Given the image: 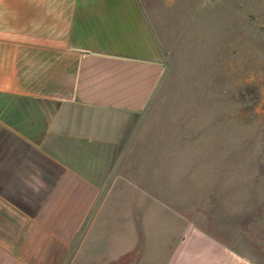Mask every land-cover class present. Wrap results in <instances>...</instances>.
<instances>
[{"label": "crops", "instance_id": "0c3cea01", "mask_svg": "<svg viewBox=\"0 0 264 264\" xmlns=\"http://www.w3.org/2000/svg\"><path fill=\"white\" fill-rule=\"evenodd\" d=\"M165 72L141 0H0V264H256L134 155Z\"/></svg>", "mask_w": 264, "mask_h": 264}, {"label": "rangeland", "instance_id": "374dc122", "mask_svg": "<svg viewBox=\"0 0 264 264\" xmlns=\"http://www.w3.org/2000/svg\"><path fill=\"white\" fill-rule=\"evenodd\" d=\"M141 1L166 53L151 109L164 134L134 155L199 240L264 264V0Z\"/></svg>", "mask_w": 264, "mask_h": 264}]
</instances>
